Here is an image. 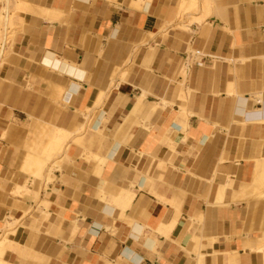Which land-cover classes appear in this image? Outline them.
<instances>
[{
	"label": "crops",
	"instance_id": "1",
	"mask_svg": "<svg viewBox=\"0 0 264 264\" xmlns=\"http://www.w3.org/2000/svg\"><path fill=\"white\" fill-rule=\"evenodd\" d=\"M132 1L0 0L1 259L264 264V0Z\"/></svg>",
	"mask_w": 264,
	"mask_h": 264
},
{
	"label": "bare ground",
	"instance_id": "2",
	"mask_svg": "<svg viewBox=\"0 0 264 264\" xmlns=\"http://www.w3.org/2000/svg\"><path fill=\"white\" fill-rule=\"evenodd\" d=\"M151 1L152 0H149V2H147V1H145V0H133L132 2H131V7H133V9L135 8V9H137V10H140V11H142V10H147V8L149 7V4L151 3ZM204 1H206V0H173V2H174V4H176V6H177V13H176V18H175V20L173 21L174 23H175V21L177 20V16L179 17L178 18V20L179 21H183L184 20V18L186 17V14H185V12L187 13L188 11L189 12H191V10H199V9H203V11L205 10V8L207 7V8H209L210 7V5L207 3V2H204ZM210 1V0H209ZM7 3H8V0H7ZM21 6V5H20ZM129 6H130V4H129ZM17 7H19V6H17ZM130 7V8H131ZM197 8V9H196ZM208 9H206V11H207ZM182 12V14L180 15V13ZM193 12H195V11H193ZM197 12V11H196ZM203 13V12H202ZM209 13H210V9L207 11V16H209ZM188 14H190V13H188ZM191 14H192V12H191ZM200 14V13H199ZM180 15V16H179ZM175 17V16H174ZM192 17V16H191ZM203 17H205V16H201V18L200 17H194V19H192V21L190 22V24H192V22L194 23L195 22V24L196 23H198V22H201L202 20H203ZM190 18V17H189ZM190 21V20H189ZM188 21V22H189ZM173 22H171V23H169V25L170 24H172ZM189 24V25H190ZM187 25H188V23H187ZM165 27H168V26H165ZM180 28V27H179ZM184 29L185 30V26H181V29ZM0 40H1V38H0ZM2 41V40H1ZM10 49V48H9ZM8 50V49H7ZM3 53V52H2ZM8 54H12V52L11 53H8ZM5 56V55H4ZM6 57V56H5ZM8 57V56H7ZM57 132H59L58 130H57ZM56 132V135H58V133ZM60 133V132H59ZM63 133V132H62ZM64 133H65V131H64ZM63 133V134H64ZM62 134V135H63ZM81 134V133H80ZM67 135H69L68 133H67ZM66 136V135H65ZM58 137V136H57ZM56 143H57V140L55 141ZM60 142V141H59ZM63 142H64V140H63ZM55 144V143H54ZM60 144V143H59ZM62 145V144H61ZM53 146V145H52ZM56 147H57V145H55ZM60 147V146H59ZM53 148H54V146H53ZM54 149H59L58 147L57 148H54ZM62 150V149H61ZM113 150V149H112ZM54 151V150H53ZM59 151H60V149H59ZM58 151V152H59ZM63 151V150H62ZM55 152V151H54ZM57 152V155L56 156H58V153ZM49 159H52L53 157H48ZM55 158V157H54ZM39 159V158H38ZM33 161V160H32ZM35 162H37V164L35 163ZM34 163H33V165L35 164L36 166H39V169L37 168V170H35L34 172H33V176H35V178H38V179H40V180H42L43 179V177H45V173L43 172L44 171V167L46 166V162L44 163V164H42V161H35ZM47 162H50V160H48ZM42 166V167H41ZM57 166H58V164H57ZM55 168V165L54 166H52L51 168H49V176L51 175V173H52V169H54ZM47 170H48V168H47ZM222 195V194H221ZM256 204H262L263 206H264V200L263 201H260L259 203H256ZM254 209H255V206H254ZM254 212H255V210H254ZM263 213H264V211H263ZM252 214H254V213H252ZM262 215H264V214H262ZM262 218L264 217V216H261ZM253 218V217H252ZM251 218V219H252ZM264 219V218H263ZM253 220V219H252ZM262 220V219H261ZM251 223H252V221H251ZM262 224V223H261ZM12 225V224H11ZM262 226V225H261ZM10 227V226H9ZM260 230H261V228H259ZM259 230V231H260ZM5 240L6 239H4L3 241L2 240H0V248L5 244ZM10 241V240H9ZM2 249H4V248H2ZM0 253H1V250H0ZM3 255V254H2ZM4 256V255H3ZM0 264H9V263H7L6 261H4L3 260V258L1 259V257H0Z\"/></svg>",
	"mask_w": 264,
	"mask_h": 264
},
{
	"label": "rangeland",
	"instance_id": "3",
	"mask_svg": "<svg viewBox=\"0 0 264 264\" xmlns=\"http://www.w3.org/2000/svg\"><path fill=\"white\" fill-rule=\"evenodd\" d=\"M18 2V1H17ZM204 2H207L209 5H210V7L209 8H205V10L203 11V9L201 10V9H197V10H191V12H192V14H191V12H185V14H186V16L187 15H189V16H194V17H198V16H201V15H204L205 13L207 14V11L210 9V11H211V13H214V15H216V13L217 14H219V15H221L222 13H224V12H226L227 11V9L230 7V6H232V5H236V3H238V2H234V1H232V0H206V1H204ZM206 9H208L207 11H206ZM193 11H195V12H193ZM197 11V12H196ZM203 12V13H202ZM188 13H190V14H188ZM200 13V14H199ZM182 14V12L180 13V15ZM179 15V16H180ZM214 15H213V17H214ZM178 16H177V20L175 21V23L176 22H178L177 24H175L174 22L171 24V25H176L175 26V28L176 29H178V30H184L183 28L181 29V26L183 27L184 25V23H185V19H186V17L184 18V20L181 22V21H179L178 20ZM212 18V17H211ZM210 19V18H209ZM3 21V20H2ZM2 21H1V23H2ZM13 25H14V21H13V19L11 20V23H10V27H12L13 28ZM196 26H198L199 28H200V34H199V37H203L205 34H203V33H205V30H207V29H209L210 28V26L208 25V26H201V25H196ZM180 27V28H179ZM186 30V29H185ZM2 36L3 35H1L0 36V38H1V40H0V44L3 42V38H2ZM7 43H8V45L9 46H12L13 45V43H14V35L13 34H10L9 35V37L7 38ZM2 49L0 48V57L2 56ZM9 54L8 53H6V57L8 56ZM184 63V62H183ZM55 140V138H54V136H53V138L52 139H49L48 140V144H46V145H35V144H33V149H35L34 151H36V153H38V151L40 152L41 150L43 151V152H45V151H50V149H51V145H52V143H53V141ZM70 140V138H68L67 139V142ZM67 142L66 143H63V145H64V147H66L68 144H67ZM42 152V153H43ZM44 155V154H43ZM42 155V156H43ZM62 155H60V156H57V157H55L54 159H52L50 162H46V167H47V165H50V164H55L56 163V159L57 158H59V157H61ZM42 164H44V162H42ZM28 173V172H27ZM0 240H1V237H0Z\"/></svg>",
	"mask_w": 264,
	"mask_h": 264
},
{
	"label": "built area",
	"instance_id": "4",
	"mask_svg": "<svg viewBox=\"0 0 264 264\" xmlns=\"http://www.w3.org/2000/svg\"><path fill=\"white\" fill-rule=\"evenodd\" d=\"M196 56L201 57V59L196 63V65H198V66L204 65L203 60H204L205 57L204 56H200V52H197ZM185 57H186V62H189V61H191L193 59V56H190L189 54H186ZM199 63H200V65H199Z\"/></svg>",
	"mask_w": 264,
	"mask_h": 264
}]
</instances>
